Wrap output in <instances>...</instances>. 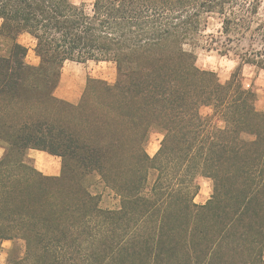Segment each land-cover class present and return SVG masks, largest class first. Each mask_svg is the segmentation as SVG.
Segmentation results:
<instances>
[{"label": "trees", "instance_id": "1", "mask_svg": "<svg viewBox=\"0 0 264 264\" xmlns=\"http://www.w3.org/2000/svg\"><path fill=\"white\" fill-rule=\"evenodd\" d=\"M262 1L0 0L7 264H72L73 253L86 264H264V111L235 74L221 83L185 48L217 20L218 49L258 41L235 54L264 69ZM67 61L112 62L116 80L89 77L78 105L60 102ZM151 130L162 134L153 156ZM29 148L61 157V174L38 172ZM197 176L213 183L203 204Z\"/></svg>", "mask_w": 264, "mask_h": 264}, {"label": "rangeland", "instance_id": "2", "mask_svg": "<svg viewBox=\"0 0 264 264\" xmlns=\"http://www.w3.org/2000/svg\"><path fill=\"white\" fill-rule=\"evenodd\" d=\"M73 3L79 4L83 2L87 7L90 6L92 0H71ZM259 17L264 20V0L261 2V7L259 9ZM219 24L217 20H212L209 25V29L206 31L205 35L201 37L195 43L185 45V48L192 51L196 57V65L201 69H207L213 71L218 80L221 83H225L231 79L232 75H236V80L244 88H251L256 93L255 98V108L259 111H264V69L257 67L253 64L244 63L241 58L235 53L248 52L251 50H259L261 48L260 42H253L243 40L240 44L236 42L232 43L235 46V50L229 51L228 54H224V49H218V44L214 43V40L219 43L223 42L227 44V36L220 35L215 32ZM212 33V37L208 35ZM21 41L28 45L30 48L31 40L30 37L24 36ZM236 51V52H234ZM249 53V52H248ZM38 57L34 54L33 50H29L26 61L30 64H37ZM70 70L74 74L86 73L88 76L96 79H102L112 84L116 80V68L112 62H87L84 65L77 63L66 62L64 71ZM51 107V105H46ZM200 112L203 116H208L211 114V109L208 107H202ZM220 124L213 118V122ZM162 139V134L157 130H151L148 134L147 141L145 144V150L150 155L153 156L160 146V141ZM195 182L198 186L197 192L194 195V202L197 204L205 203L212 194L213 183L210 178L203 176H197ZM107 202L108 199L105 198ZM83 236L80 235L78 242H82ZM105 242V241H103ZM14 242L11 240H1L0 241V264H7L9 258V251L13 247ZM72 264H86L80 256H76L74 253ZM63 264H68L65 260Z\"/></svg>", "mask_w": 264, "mask_h": 264}, {"label": "crops", "instance_id": "3", "mask_svg": "<svg viewBox=\"0 0 264 264\" xmlns=\"http://www.w3.org/2000/svg\"><path fill=\"white\" fill-rule=\"evenodd\" d=\"M24 36L30 37V40L32 42L30 44L29 50L31 49L33 50L34 40L29 34L27 33L21 34L18 38V41L24 44L21 41V38ZM26 46L28 47V45ZM67 62H71V61H67ZM100 62H107V61H100ZM100 62H96V63H100ZM71 63H75V62H71ZM65 64L66 62L63 65L60 74L59 83L55 88V90L53 91L52 96L60 102L76 106L79 104L82 97L86 93L87 80L90 76H88L86 73L74 74L70 70L64 71ZM84 64L85 63L80 65H84ZM4 152H5V147L2 144H0V159L4 155ZM25 159L38 172L42 173L43 175L59 176L62 172L61 157L49 154L46 151L35 148H29L25 152Z\"/></svg>", "mask_w": 264, "mask_h": 264}]
</instances>
